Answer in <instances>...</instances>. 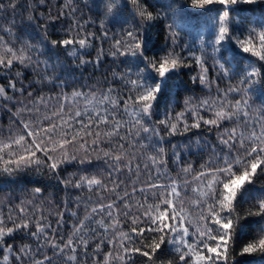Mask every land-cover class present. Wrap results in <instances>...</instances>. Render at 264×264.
<instances>
[{
    "label": "snow or ice",
    "instance_id": "snow-or-ice-1",
    "mask_svg": "<svg viewBox=\"0 0 264 264\" xmlns=\"http://www.w3.org/2000/svg\"><path fill=\"white\" fill-rule=\"evenodd\" d=\"M118 5L107 0L105 16ZM18 6L0 0V12ZM121 7L130 8L131 21L124 17L111 38L103 31L110 49L101 46L91 59L95 34L81 35L87 21L49 39L51 10L29 15L15 39L0 35V100L11 104L4 108L9 127L0 128V172L44 168L66 193H79L54 213L33 200L0 209V264H241L238 256L264 264V110L254 115L249 103L255 91L264 99V0H124ZM76 11L69 0L55 19ZM41 19L46 23H35ZM158 24L163 43L152 35ZM15 27L0 31L13 36ZM106 55L128 65L114 73L125 90L111 83L75 87V73L98 67ZM193 65L198 74L191 81L215 86L216 96L198 107L186 101L185 112L161 113L174 78ZM210 68L226 88L209 78ZM30 70L37 78L26 84ZM231 96L238 97L234 103ZM188 133L200 145L191 154L207 153L198 168L186 159L191 144L171 140H191ZM69 166L78 171L61 177ZM89 169L97 171L84 174ZM42 192L36 187L32 195ZM189 192L194 200H186ZM25 237L32 243H15Z\"/></svg>",
    "mask_w": 264,
    "mask_h": 264
},
{
    "label": "trees",
    "instance_id": "trees-1",
    "mask_svg": "<svg viewBox=\"0 0 264 264\" xmlns=\"http://www.w3.org/2000/svg\"><path fill=\"white\" fill-rule=\"evenodd\" d=\"M6 2V0H5ZM69 0H18V8L15 13L9 10L7 13L0 12V28L7 29L11 25L15 24L17 27L13 28V36L4 35L3 31H0V35L4 36V39H15L16 35L20 33V29L28 23L27 17L29 15L38 16L39 13L43 12L45 15L48 14L49 10H51L52 17L54 19V24H50L48 26V34L49 39L59 38L57 34H63L70 28H74L76 22L85 24L83 32L81 35L85 33H94L95 38L92 40L93 47L87 49L88 52L91 53V57L86 58H94L96 55V50H98L101 46L105 50V52L109 51L111 45V39H105L102 36L103 31L108 32L109 38L113 36V34H119L122 31V19L124 17L128 18L131 21V11L130 8H122L121 5L124 4V0H120V5L117 6V9L114 11L112 16H105L106 12V3L107 0H70L72 5L77 9V11L72 15L68 16L66 13L63 16H60L58 20L55 19L57 14L63 9L64 5L68 3ZM122 13V14H121ZM123 15V16H121ZM101 21H103V28L101 27ZM35 23H46L44 20L36 21ZM126 26V25H123ZM40 31V29H37ZM29 32L31 30L29 29ZM34 35V33H33ZM152 35L154 38L159 37L160 43H163L162 39V25L158 24L155 28L152 29ZM25 39H31V37L27 34L24 35ZM33 43L39 42V37L32 40ZM41 59H45V57H41ZM60 61H64L66 59V54L64 52H60ZM71 63V61H68ZM211 64V61H209ZM247 62L245 61V65ZM128 67L127 64H122L120 59H115L111 56H105L104 61L98 66L94 67L93 65H87L82 69L83 75L81 76V71H77L75 76L79 81L75 87L79 88L84 84H87L90 88H98V89H106L111 83L116 89H118L121 93L125 90L123 84L116 82L114 79V73H121L123 70ZM229 67H235L234 65H229ZM18 71H23V69H17ZM197 69L195 65H193L190 69H182L180 76L174 78L175 84L177 85L173 88V94L166 98V100H162L160 104L161 113L164 111H171L173 115L179 112H185L186 105L185 102L188 101V107H198L200 101L202 99H210L216 96L215 86L212 87L211 90L205 88L203 85L199 84V81L193 83L190 79L191 76L197 75ZM26 79L25 83L27 84L29 80H34L37 78V73L33 71H29L25 73ZM219 70L210 68L209 70V78L217 79L219 82L220 88H226L227 80H219ZM135 78V77H133ZM118 79V77L116 78ZM107 81V82H106ZM235 81H233L234 83ZM40 87V86H37ZM87 90V89H85ZM70 91V90H69ZM44 93H49L50 88L44 87ZM251 98L249 103L252 105V108L256 111L253 113L254 115L261 114V111L264 110V99L258 98L260 93L259 91H255L250 94ZM233 103L235 99L238 97L231 96L229 97ZM84 101H79L77 107L80 110H83ZM0 104H3V107H0V128L7 129L9 127V119L7 118L4 108L11 107V104H4L2 100H0ZM15 111V109H13ZM205 115V118H211L210 113H202ZM189 123H191V117H188ZM225 126L231 127L232 125L226 124ZM191 137V140L185 139L184 136H176L171 138L172 143L181 146L191 144V152L186 155V159L190 160L193 163L194 167L199 166V163H202L203 160L201 157L207 158V153L202 152L199 156L193 155L191 153H196L199 151L200 145L194 143L197 139V136H204L206 139H211L208 137L206 133L198 132L197 136H193L191 133L186 134ZM3 136H7V132L3 133ZM203 144V141H201ZM167 148V145H165ZM206 147V146H205ZM102 170V169H101ZM78 169L76 167H67L65 171L60 172V176H67L69 173L77 172ZM97 169H89L84 174L92 175L95 174ZM163 171V170H161ZM172 175H175L173 172ZM147 177H142V179H146ZM36 187H40L43 189L41 195L33 197L32 192ZM195 187V185H193ZM79 195L78 192L72 191L66 193L63 185H61L54 174L49 173L46 169L41 168L39 171L34 169H27L25 171L17 172L12 175L7 173L0 172V209H3L7 212V207L11 204L15 206L20 203V200H33L34 203L37 204L38 207L42 208L45 214L54 213L58 207L61 206L62 201L68 197H74ZM19 198V199H17ZM195 194L189 192L186 197V200H194ZM185 207L188 211L193 215V219L196 218V214L193 208L188 207L186 204ZM81 214H83L81 210ZM49 219L55 222V216H49ZM67 220L68 217L66 216ZM259 219V218H256ZM264 223V222H262ZM254 227H259V225H255ZM67 230V227L64 229ZM124 231H128V226L124 228ZM150 233H146L145 236H150ZM147 242V240H145ZM16 244H26L32 243V241L25 237L24 239L17 238L15 241ZM238 245L244 243L243 240L237 242ZM239 251V247L237 248ZM165 259H170L171 256L165 255ZM250 258L246 257H237V260L241 261V264H246V261ZM27 264V261H26ZM72 264H78V261L72 262ZM137 264H140V261H137Z\"/></svg>",
    "mask_w": 264,
    "mask_h": 264
}]
</instances>
